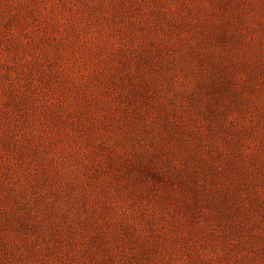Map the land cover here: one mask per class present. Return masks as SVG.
<instances>
[{"label":"rangeland","instance_id":"374dc122","mask_svg":"<svg viewBox=\"0 0 264 264\" xmlns=\"http://www.w3.org/2000/svg\"><path fill=\"white\" fill-rule=\"evenodd\" d=\"M0 264H264V0H0Z\"/></svg>","mask_w":264,"mask_h":264}]
</instances>
